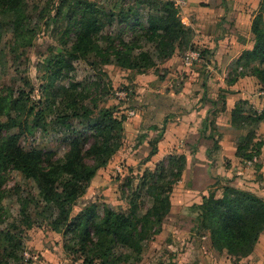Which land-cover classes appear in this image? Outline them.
Segmentation results:
<instances>
[{
  "label": "trees",
  "instance_id": "1",
  "mask_svg": "<svg viewBox=\"0 0 264 264\" xmlns=\"http://www.w3.org/2000/svg\"><path fill=\"white\" fill-rule=\"evenodd\" d=\"M60 2V6H70L66 33H74L69 52L81 58L92 55L101 66L114 65L141 74L191 44L192 30L182 23L180 9L173 0H133L132 5L121 0L108 9H98L89 0ZM259 10L251 26L253 45L242 51L233 72L236 75L240 67L238 75L253 76L264 85V13ZM141 11L145 12L144 21L140 20ZM113 24L125 25L128 29L114 31L110 28ZM204 52L206 49L201 51V56ZM55 73L58 75V71ZM245 104L246 101H239L230 111L231 127L246 132H241L236 142L235 156L242 162L255 161L263 148L262 142L256 139V130L264 121V113L245 111ZM17 105L0 100V116ZM68 106L71 112L64 109L56 118L62 122L71 117L86 121L90 132L87 149L80 146L79 139H73L62 158L53 160L50 152L23 149L19 143L20 132L4 136L0 133V168L12 167L35 181L39 214L52 231H61L67 239L70 236L63 245L64 251L77 254L83 264L96 261L97 264H114L122 256L121 253L115 258L114 248L119 246L126 248L130 252L127 257L137 263L147 251L148 240L160 231L169 213L170 194L181 178L186 158L168 155L153 170H144L128 201L127 214L105 207L100 215L95 203H88L70 217L72 206L86 193L90 180L121 147L125 117H117L110 108L94 111L76 107L74 103ZM9 124L10 127L22 126L12 117ZM3 128L6 129V125L0 122V130ZM159 139L150 141L149 158L156 153ZM144 187L151 206L143 213L138 197ZM195 208L199 211L198 230L209 235L215 252L227 254L235 263L252 252L264 230V199L230 184L222 187L219 196L212 190L201 196ZM20 216L25 228L33 226L34 221L24 207ZM0 237L4 257L0 264H12L8 258L15 247H20L21 241L8 229L0 230Z\"/></svg>",
  "mask_w": 264,
  "mask_h": 264
},
{
  "label": "rangeland",
  "instance_id": "2",
  "mask_svg": "<svg viewBox=\"0 0 264 264\" xmlns=\"http://www.w3.org/2000/svg\"><path fill=\"white\" fill-rule=\"evenodd\" d=\"M89 1L98 9H108L121 0ZM122 1H125L127 5L133 3V0ZM60 4V0H0V100L18 103L16 108L0 116V122L5 124L7 129L6 131L3 128L0 133L4 136L20 132L19 143L23 149L35 148L42 152H50L53 154V160L62 158L73 139H79L83 149H87L90 144L88 137L90 132L86 121L71 117L62 122L56 118L65 110L71 112L68 105L74 103L76 107H87L94 111L110 108L117 117L124 116L127 121L132 117L128 115V112L137 107L136 103L140 105L142 103L136 98L141 93L136 94L131 84L122 82V79L129 80L130 72H119L114 65H107V67L98 65L92 55L81 58L69 52L74 33L73 31L66 33L70 6H60ZM175 5L180 9L182 4L175 3ZM259 9L264 13V0H260ZM140 20H145L144 11L140 13ZM110 28L114 31L128 29L125 25L116 24ZM124 37L126 39L127 35ZM194 46L195 44L191 42L183 51L177 52V55L182 57L186 50ZM197 47L203 51V48ZM207 51L209 50L206 49L203 59L208 56ZM58 61L60 62L57 63ZM149 71L159 76H162L159 73L163 72L160 67H154ZM180 84L181 82L175 80V89ZM259 85L257 89L263 90L264 85L260 82ZM246 102L247 104L243 106L245 111L255 110L264 113V93L256 94L257 106L249 101ZM48 105H51L50 109ZM142 105L145 106L146 103ZM43 108L45 109L41 110ZM30 109H34L32 113ZM9 117L19 120L22 126L19 124V127H10ZM23 123H26L28 128H24ZM261 123L256 130V139L264 146V121ZM131 129L127 126V133ZM162 130L163 127L159 128L158 132L153 134L151 141L161 137ZM125 133L123 129L121 146L125 145L128 150L135 146L136 142L129 134L127 138ZM136 159L130 164H127L126 160L118 161L117 165L122 166L121 171L115 170L101 175L99 181L94 183L93 192L89 196L82 195L77 199L71 208L70 217L79 213L88 203H95L100 215L105 207L127 214L128 201L139 183L140 175L146 169L153 170L165 157L149 158L147 154L140 155ZM219 161L224 162L221 159ZM217 177L222 179L220 176ZM145 188L139 190L138 197L140 210L143 213L151 206V198ZM176 191L181 190L176 187ZM173 192L172 189L171 194ZM37 193V186L32 178L25 177L9 166L0 168V230L8 229L21 241L20 247L12 250V256L8 258V261L12 264H52V262H45L41 255V252L44 253L51 248L58 259L57 264H83L81 259L77 258V254L63 249L64 243L69 241L70 236L67 239L61 231H52L47 221L39 214L40 205L36 203ZM199 202L186 206L183 211L191 215H188L185 220L169 222V228L171 230L175 228L180 232L193 230L201 235L203 231L198 230L199 211L195 208ZM21 207L27 209L34 221L31 228H25L21 224ZM162 227L163 222L160 231L148 240V247L160 242L161 245L173 243L171 239L181 238L166 236L165 240L161 238L157 241L156 236L160 234ZM182 241L185 242V239ZM2 244L0 237V262L4 258ZM148 249L142 258H148L146 257ZM114 252L115 258L122 253L120 260L114 264H136L127 257L130 252L126 248L118 246L114 248ZM97 263L96 261L93 264Z\"/></svg>",
  "mask_w": 264,
  "mask_h": 264
},
{
  "label": "crops",
  "instance_id": "3",
  "mask_svg": "<svg viewBox=\"0 0 264 264\" xmlns=\"http://www.w3.org/2000/svg\"><path fill=\"white\" fill-rule=\"evenodd\" d=\"M173 1L182 4L179 15L182 23L192 30L191 42L209 50L208 56L192 67H184L182 57L175 54L157 65L163 70L159 73L162 76L151 71L139 74L116 67L119 72H130L129 80L122 79V82L131 84L136 94L141 93L136 98L146 105L136 103L135 114L124 123L127 138L129 134L136 145L128 150L125 145L121 146L96 172L84 195L93 192L94 183L101 175L117 170L118 161L126 160L130 164L136 157L147 155L153 134L163 127L156 153L151 157L184 155L186 164L178 184L174 185L169 213L156 238L157 241L165 240L166 236L181 238L148 247V258L136 264H264V230L252 252L235 263L227 254L215 252L207 233L199 235L193 230L180 232L169 228V222L185 220L191 215L183 211L186 206L199 202L201 196L211 190L219 196L225 184L264 199V146L253 164L246 165L235 156L241 132L230 125V111L237 102L255 104L256 94L264 93V89H257L260 85L255 77L238 75L240 67L236 75L233 72L242 51L253 45L251 26L260 0ZM175 80L181 82L176 89ZM127 126L132 128L129 133ZM176 187L181 191L177 192ZM48 249L41 252L45 262L57 264V257Z\"/></svg>",
  "mask_w": 264,
  "mask_h": 264
},
{
  "label": "built area",
  "instance_id": "4",
  "mask_svg": "<svg viewBox=\"0 0 264 264\" xmlns=\"http://www.w3.org/2000/svg\"><path fill=\"white\" fill-rule=\"evenodd\" d=\"M180 3V1H179ZM202 59V56H201V51L200 49H198V47L194 46L193 48L191 49H188L185 51L184 55L182 56V64L184 66H192L194 63L200 61ZM135 114V111L132 109L128 112V115L132 116ZM254 161L252 160H247V161H244V163L246 165H252ZM121 169V166L117 167V171H119Z\"/></svg>",
  "mask_w": 264,
  "mask_h": 264
}]
</instances>
